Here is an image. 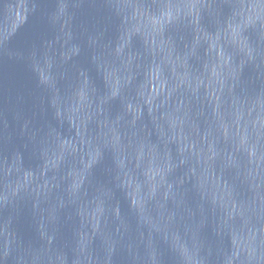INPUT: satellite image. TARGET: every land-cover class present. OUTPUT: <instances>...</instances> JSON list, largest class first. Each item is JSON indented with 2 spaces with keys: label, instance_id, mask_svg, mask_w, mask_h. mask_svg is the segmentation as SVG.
Returning <instances> with one entry per match:
<instances>
[{
  "label": "water",
  "instance_id": "1",
  "mask_svg": "<svg viewBox=\"0 0 264 264\" xmlns=\"http://www.w3.org/2000/svg\"><path fill=\"white\" fill-rule=\"evenodd\" d=\"M0 264H264V0H0Z\"/></svg>",
  "mask_w": 264,
  "mask_h": 264
}]
</instances>
